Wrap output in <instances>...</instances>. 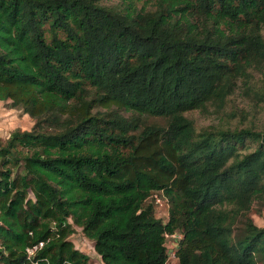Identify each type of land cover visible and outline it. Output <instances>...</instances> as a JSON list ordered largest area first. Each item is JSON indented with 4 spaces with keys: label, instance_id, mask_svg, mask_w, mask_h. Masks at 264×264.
Returning <instances> with one entry per match:
<instances>
[{
    "label": "trees",
    "instance_id": "obj_1",
    "mask_svg": "<svg viewBox=\"0 0 264 264\" xmlns=\"http://www.w3.org/2000/svg\"><path fill=\"white\" fill-rule=\"evenodd\" d=\"M111 1L0 0V100L35 120L0 144V263L92 264L78 226L104 264L177 231L179 264H264V131L188 114L264 101V0Z\"/></svg>",
    "mask_w": 264,
    "mask_h": 264
},
{
    "label": "rangeland",
    "instance_id": "obj_2",
    "mask_svg": "<svg viewBox=\"0 0 264 264\" xmlns=\"http://www.w3.org/2000/svg\"><path fill=\"white\" fill-rule=\"evenodd\" d=\"M111 2L117 3V0H112ZM243 109L245 111H242ZM188 114L194 120L195 126L200 131L214 125L232 127L250 126L264 131V101H252L241 94L230 97L224 112L203 113L200 110H194ZM34 123L35 120L22 109L11 107L10 100H0V144H5L12 132L17 129L22 131L31 130ZM157 197L163 200V205L157 204L156 214L158 217L163 218L164 221H167L170 202L167 198L163 197L161 192L154 194V198ZM251 217L258 226L264 227V208H260L256 204L251 211ZM71 239L77 248L90 256L92 264H104L94 249V242L84 236L81 227L76 226V232L71 236ZM178 241V238L170 236L167 237L166 244L171 248V245H180ZM28 251L30 253V250ZM167 264H179V260L172 259Z\"/></svg>",
    "mask_w": 264,
    "mask_h": 264
},
{
    "label": "built area",
    "instance_id": "obj_3",
    "mask_svg": "<svg viewBox=\"0 0 264 264\" xmlns=\"http://www.w3.org/2000/svg\"><path fill=\"white\" fill-rule=\"evenodd\" d=\"M155 200H156V204L163 205V200L161 198L157 197V198H155ZM167 236L168 237L172 236V237L178 238L179 239L178 242H180V240L183 238V233L181 235V233H179V231H177V232H175L173 234H170V235H167ZM40 245H42V243ZM171 246H172L171 248L169 246H167L168 247V254H169L168 259H167L168 260L167 263L169 261H171L172 259H177L176 255H177V251H178V248H179L178 247L179 244H178V246L177 245H171Z\"/></svg>",
    "mask_w": 264,
    "mask_h": 264
},
{
    "label": "bare ground",
    "instance_id": "obj_4",
    "mask_svg": "<svg viewBox=\"0 0 264 264\" xmlns=\"http://www.w3.org/2000/svg\"><path fill=\"white\" fill-rule=\"evenodd\" d=\"M29 250H30L31 253L34 252V249H33V248H31V249H29Z\"/></svg>",
    "mask_w": 264,
    "mask_h": 264
}]
</instances>
